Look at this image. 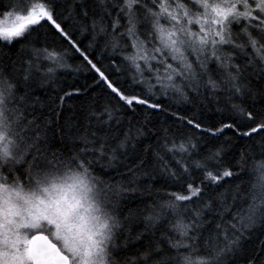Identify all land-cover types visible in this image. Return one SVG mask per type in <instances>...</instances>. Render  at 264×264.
Wrapping results in <instances>:
<instances>
[{"label": "snow or ice", "instance_id": "snow-or-ice-1", "mask_svg": "<svg viewBox=\"0 0 264 264\" xmlns=\"http://www.w3.org/2000/svg\"><path fill=\"white\" fill-rule=\"evenodd\" d=\"M0 264H264V0H0Z\"/></svg>", "mask_w": 264, "mask_h": 264}, {"label": "trees", "instance_id": "trees-1", "mask_svg": "<svg viewBox=\"0 0 264 264\" xmlns=\"http://www.w3.org/2000/svg\"><path fill=\"white\" fill-rule=\"evenodd\" d=\"M67 30L70 32L73 31L71 27H69ZM73 39L77 41V43L80 45L82 50H84L87 54H89L90 58L94 59V62H95L96 57H100L101 53L99 49L88 48V45L91 40L90 36H87V35L81 36L79 32H75V34L73 35ZM52 43L55 44V47L57 48V50H60L61 48H64V49L68 48L67 44L61 43L58 39L53 41L50 38L49 44H52ZM69 52L71 54V58L68 59L67 63L71 65V68L61 70L60 76H61L62 81L65 84H74L77 87H88L89 85H92V88L89 89L88 96L87 97L81 96L79 97V100H84V99H87L88 97L101 93L103 91V85H101L98 88L93 84V79L98 78L97 74L94 71L87 70L88 66L82 60V58L80 57L78 53H72L71 49H69ZM101 63L103 65H107L109 63V60L106 57H103L101 58ZM98 66H100V64H98ZM77 67L80 68V71H75ZM110 78L114 79V77H110ZM165 102L167 103L168 101H165ZM173 110H175V106ZM158 119H163V117H158ZM225 135H231V133L226 132ZM221 139H223V137H221ZM157 187L161 188L163 191L164 190L163 182H161V184H158ZM168 190H175V189L169 188Z\"/></svg>", "mask_w": 264, "mask_h": 264}]
</instances>
